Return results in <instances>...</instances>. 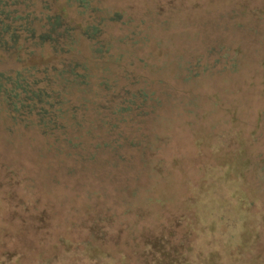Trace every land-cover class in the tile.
Here are the masks:
<instances>
[{
  "label": "trees",
  "instance_id": "trees-1",
  "mask_svg": "<svg viewBox=\"0 0 264 264\" xmlns=\"http://www.w3.org/2000/svg\"><path fill=\"white\" fill-rule=\"evenodd\" d=\"M263 7L264 0H136L133 7L0 0V205L14 226H67L84 235L60 236L41 264H119L126 257L111 250L114 226L127 231L131 215L138 224H159L188 160L175 130H201L210 115L198 105L211 97L204 83L223 75V22L260 16ZM238 63L234 57L231 66ZM235 140L239 148L224 166L208 168L207 192L192 203L195 232L213 235L194 245L185 235L178 247L165 233L134 238L140 264H209L222 258L210 239L223 241L231 264H264L255 256L245 261L255 253L251 198L259 204L255 194L264 195L247 174L264 180V156L253 165L244 138ZM221 183L240 210L223 203L208 221Z\"/></svg>",
  "mask_w": 264,
  "mask_h": 264
},
{
  "label": "rangeland",
  "instance_id": "rangeland-1",
  "mask_svg": "<svg viewBox=\"0 0 264 264\" xmlns=\"http://www.w3.org/2000/svg\"><path fill=\"white\" fill-rule=\"evenodd\" d=\"M119 2L124 6H136V0H119ZM259 10H262L260 16H247L240 18V21L229 19L223 22V35L221 36L223 37V75L216 74L211 81L204 83L211 97H201L200 104H198L199 106L204 105L210 115L205 125L201 126V130L198 127L193 131H184L181 128L175 130L178 141V144L176 142L175 144L178 151L181 155H186L188 160L184 162L181 169H178L180 173L176 179L178 182L173 185L175 192L171 191L169 202L164 203L167 210L163 213L159 224L152 227H149L147 222L138 224V219L131 215L127 220L132 227L127 231L123 232L120 229L125 228L114 226L111 250L116 255L120 252L124 253L126 257L122 262L120 260L119 264H140L138 250L141 247L135 244L134 238L139 237L138 243H142L140 240L143 237H157L165 233L174 246L178 247L185 235L188 245L190 243L194 245L198 239L205 243L207 236L213 235L205 232L206 230L205 234L202 232L203 234L199 236L195 232L197 219L192 203L194 204L195 199H198L200 195L205 196L207 192L205 187L203 190L201 187L206 185L203 179H206L205 175L211 169L208 170V168L211 165L224 166L228 156L233 155L234 151L239 148L235 140L236 136L240 134L244 138L249 151L248 157L253 165L262 160L264 156V7ZM234 57L239 60V66L233 68L231 64ZM199 137H201L200 146L195 142V139ZM215 146L221 147L222 151L214 153ZM253 171L248 172L247 180L255 191L258 192L259 189L264 191V180L260 181ZM225 185L221 183L218 186L214 204L209 206L208 202L209 211L205 212L206 220H210L212 210L220 211L223 203H229L233 210H240V205L232 194L227 193L226 195ZM257 194H255L256 199H260V202L257 204L255 202L257 200L251 198L252 221L249 224L251 234L256 232V237L253 239L255 243L253 252L255 253L245 258L246 263L252 261L254 256L258 261L264 260V195ZM156 198L159 199L158 194ZM3 205L2 202L0 205V260L5 255L18 260L17 264L19 260L20 264H41L56 252L53 245L58 244L56 239L60 236L71 239L84 237L78 232H68L67 226L40 230L33 229V224L29 228H22L23 225H20L19 221L14 226L9 223V210H6ZM160 208L158 204L155 210L157 212L153 213V211L148 218L156 221L160 216L158 213ZM135 227L136 231L131 230ZM156 227L160 229L159 234H156ZM222 231L223 228H220L216 234H222ZM189 233H191L190 237H188ZM202 236L206 238H201ZM210 241L214 244L213 247L218 249L222 258L212 260L209 264H231L234 261L232 257L223 258L222 240L210 239ZM207 248H212V245L207 243ZM20 254L22 256L19 259L17 255Z\"/></svg>",
  "mask_w": 264,
  "mask_h": 264
}]
</instances>
